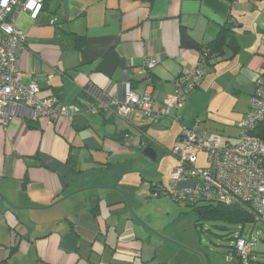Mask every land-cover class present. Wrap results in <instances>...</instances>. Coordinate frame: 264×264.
Returning <instances> with one entry per match:
<instances>
[{
  "label": "crops",
  "instance_id": "obj_1",
  "mask_svg": "<svg viewBox=\"0 0 264 264\" xmlns=\"http://www.w3.org/2000/svg\"><path fill=\"white\" fill-rule=\"evenodd\" d=\"M43 4L36 19L29 13L17 17L18 28L27 35V45L19 51L21 75L24 82L35 80L44 96L53 91L67 104H78L88 88L99 91L103 100H122L126 82L160 107L174 94L177 77L199 63V51L181 45L183 27L198 43L207 44L223 26L232 25L240 45L233 57L242 54V67L251 70L252 77L264 73V0H43ZM74 34L84 38L83 50L77 48ZM243 40L249 44L244 54ZM151 60L157 62L152 70L135 72ZM158 87L162 96L156 98ZM253 87L245 98L247 106L240 108L241 122L249 111ZM98 115L104 126L116 119L111 112L42 121L20 114L8 129L0 126V263L224 264L220 254L191 251L173 240L168 225L157 230L150 206L152 195H161L153 192L155 183L144 198L135 195V187L124 185L122 173L130 170L131 162L113 163L112 158L118 161L131 153V140L119 135L140 129L131 115L124 119L125 128L118 123L121 130L102 139L111 158L102 163L86 159L90 148L79 133L100 125ZM239 126L223 130L225 143L238 142ZM200 127L216 135L211 128ZM71 155L77 156L76 167L69 162ZM191 185L186 181L178 187ZM159 233L165 239H159ZM230 256L228 251L223 254L231 262Z\"/></svg>",
  "mask_w": 264,
  "mask_h": 264
},
{
  "label": "built area",
  "instance_id": "obj_2",
  "mask_svg": "<svg viewBox=\"0 0 264 264\" xmlns=\"http://www.w3.org/2000/svg\"><path fill=\"white\" fill-rule=\"evenodd\" d=\"M43 8V0H0V126L8 129L17 115L23 114L35 121L52 120L56 117L72 119L83 113L111 112L115 117L126 119L133 110L142 111L153 121L169 118L184 106L190 93L199 88L204 78L203 61L196 67L183 71L175 82V92L166 97L160 107L155 106L149 95L140 96L130 83H124L122 100L107 98L93 88L86 91L92 101L67 104L54 95L44 96L35 80L24 82L19 59L20 49L27 45V35L18 28L20 13H29L36 19ZM155 60L135 68L139 75L152 70ZM95 99L103 102L99 105ZM264 120V73L255 80V90L250 97L249 111L240 123L238 142L221 144L216 135L201 130L195 119L183 125L178 143L172 154L178 165L172 172L173 184L164 194L177 202H214L226 205L240 204L264 223V142L254 138L253 130ZM125 139L133 145L140 143L138 131L126 132ZM206 152L207 165L199 166V154ZM192 185L179 188L181 182ZM234 250L243 262L254 251V243L239 237ZM233 256V255H232Z\"/></svg>",
  "mask_w": 264,
  "mask_h": 264
},
{
  "label": "rangeland",
  "instance_id": "obj_3",
  "mask_svg": "<svg viewBox=\"0 0 264 264\" xmlns=\"http://www.w3.org/2000/svg\"><path fill=\"white\" fill-rule=\"evenodd\" d=\"M244 41V40H243ZM243 54L249 50L248 42H243ZM225 60H219L215 66L204 67V83L202 91L197 88L188 96L184 104L187 106L184 112V118L180 115H172L162 121H153L145 116L142 111L133 110L131 115L132 123L139 128H145V139L153 144V149L157 154V160L149 159L145 154L146 141L138 145L130 146L131 153L126 156H119L118 161L112 158V162L127 163L131 162L129 171L122 173L124 185L127 188L135 189V195L146 197L150 193V185L155 183L162 189H171L173 184L172 172L178 165V159L172 154L173 147L178 143L183 125L191 122L193 117L200 121L202 127L211 128L212 131L220 138L221 144L225 143V128L236 130L241 123L239 119L241 106H247L245 98L248 100V92L254 86L256 76L252 77L251 70L242 67V54L230 59V51H226ZM203 82V81H202ZM241 90L242 92H239ZM254 90V87H253ZM252 90V91H253ZM248 93V94H247ZM156 98L162 96V90L158 87ZM192 110V113H191ZM191 113V115H190ZM190 117L188 118V116ZM192 116V117H191ZM242 116V114H241ZM100 120V125L83 130L79 137L85 138L90 148V153L86 155L89 161L106 162L110 156L109 150L103 149L102 139L105 136L114 137L121 128L116 126L118 123L125 128L124 119L116 117L114 121L110 120L106 126L103 125V116H96ZM224 128V129H223ZM216 130V131H215ZM240 133V126H239ZM199 166L207 165L206 152L199 154ZM111 158V156H110ZM122 170V168H119ZM134 190V189H133ZM151 211L156 215L154 225L157 230H165L168 225L169 234L172 239L179 240L193 251H212L214 255L220 254L224 264H240L238 258L230 256L226 260L224 253L231 251L236 244V238L240 236L247 238L254 243L256 260L264 261V223L259 222L255 225L246 226L241 232V226L222 224L211 221H199V215L188 203L177 202L167 194L152 195ZM227 227L226 230L220 226ZM159 239L165 237L161 233L157 234ZM163 238V239H162ZM165 251H159L163 254ZM203 258L206 255L203 253Z\"/></svg>",
  "mask_w": 264,
  "mask_h": 264
},
{
  "label": "trees",
  "instance_id": "obj_4",
  "mask_svg": "<svg viewBox=\"0 0 264 264\" xmlns=\"http://www.w3.org/2000/svg\"><path fill=\"white\" fill-rule=\"evenodd\" d=\"M45 9V4H43L42 10ZM74 40L77 48L79 50H83L84 38L74 34ZM181 45L183 47L195 49L200 53V59L203 61V66L211 64L213 61L221 60L226 56V51L229 50L231 52L232 57L235 56L240 51V45L235 36L234 28L232 25L227 24L221 28L218 32L217 36L207 44H200L196 40H194L189 34L187 29L184 27L181 29ZM178 78V77H177ZM204 79V78H203ZM50 95H54L59 97V95L53 91H51ZM79 101L92 99L85 92L81 93ZM196 118H193L191 121H194ZM138 136L140 137L141 142L146 141L148 143V147H153V144L150 141L145 139L144 133L145 128L141 127L137 129ZM124 134H123V133ZM119 135H125V131H122ZM254 138H257L264 142V120L253 130L251 134ZM69 162L72 167H76L77 164V156L71 155ZM152 189L153 192L164 195V193L170 189H162L161 186L157 184H153ZM184 203H188L189 206L193 207L194 210L199 215V221H211L213 223L220 222L222 224H230L241 226V232L244 230L246 226L251 224L255 225L259 223L256 219L255 215L251 213L247 208L240 204H231L226 205L222 203H214V202H193V201H183ZM220 228L226 230L227 227L220 226ZM239 237H242L239 235ZM238 237V238H239ZM236 238V240L238 239ZM228 253L232 254L233 257L238 258L240 264H264V261L256 260V253L253 251L246 262H243L241 258L238 257L234 247Z\"/></svg>",
  "mask_w": 264,
  "mask_h": 264
},
{
  "label": "water",
  "instance_id": "obj_5",
  "mask_svg": "<svg viewBox=\"0 0 264 264\" xmlns=\"http://www.w3.org/2000/svg\"><path fill=\"white\" fill-rule=\"evenodd\" d=\"M144 154L151 160L156 161L157 160V154L153 147H147L144 150ZM0 264H6V263H0Z\"/></svg>",
  "mask_w": 264,
  "mask_h": 264
}]
</instances>
